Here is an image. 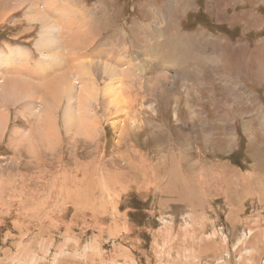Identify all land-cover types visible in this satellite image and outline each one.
<instances>
[{
  "label": "rangeland",
  "instance_id": "obj_1",
  "mask_svg": "<svg viewBox=\"0 0 264 264\" xmlns=\"http://www.w3.org/2000/svg\"><path fill=\"white\" fill-rule=\"evenodd\" d=\"M13 50L0 264H264V0H0Z\"/></svg>",
  "mask_w": 264,
  "mask_h": 264
},
{
  "label": "bare ground",
  "instance_id": "obj_2",
  "mask_svg": "<svg viewBox=\"0 0 264 264\" xmlns=\"http://www.w3.org/2000/svg\"><path fill=\"white\" fill-rule=\"evenodd\" d=\"M31 4V3H30ZM35 7V6H34ZM30 8L29 10H27V13H26V15H27V17L29 16L30 18H31V16H32V18L34 19V17H35V15L37 14L36 12L38 11V9H36V8ZM39 8V7H38ZM37 10V11H36ZM34 15V16H33ZM36 18H37V16H36ZM36 18H35V20H36ZM30 22V21H29ZM42 24H44V25H42V27H41V31H40V34H41V40H40V45H37V49L39 50V52L41 53V58H43V62H44V60H49V57L50 56H52L53 58H55L56 57V52H53V48H56V46H57V40L55 39V38H53L52 37V34H51V31H49V27H47V25H46V23H42ZM40 37V36H39ZM40 39V38H39ZM39 42V41H38ZM169 42V41H168ZM84 43V42H83ZM84 46V45H83ZM12 55H9V56H7L6 58H0V62L1 61H4V62H7V63H9V59H15V61H16V59L18 60L21 56L22 57H25V54L22 52V51H20V50H17V52L16 51H12ZM76 55V54H75ZM80 58V57H79ZM99 58V57H98ZM83 59V58H82ZM54 60V59H53ZM52 60V61H53ZM76 60V59H75ZM40 63V62H39ZM50 63V62H49ZM0 64H2V63H0ZM42 64V63H41ZM78 64H80V62L78 63ZM77 64V65H78ZM7 65V64H6ZM44 65V64H43ZM50 65V64H49ZM82 65V64H81ZM81 65H79V68L80 69H84V66H81ZM92 66V65H91ZM2 66H0V68H1ZM230 67V66H229ZM85 68H86V66H85ZM110 69V68H109ZM69 70V69H68ZM28 72V71H27ZM104 72V71H103ZM68 73H71V72H69L68 71ZM29 74H31V73H29ZM28 76V75H27ZM44 76V75H43ZM16 78V77H15ZM54 79V78H53ZM18 81V80H17ZM40 82V81H39ZM56 82V81H55ZM90 82V81H89ZM18 84V83H17ZM114 84V83H113ZM109 86H111V85H109ZM111 88H113V87H111ZM68 89V88H67ZM50 90V89H49ZM110 90V89H109ZM113 90V89H112ZM48 93V92H47ZM46 99V98H45ZM49 99V98H48ZM71 111V110H70ZM68 112H69V110H68ZM79 113V112H78ZM80 115V114H79ZM86 120V119H85ZM88 127H90V126H88ZM94 128V127H93ZM96 133V132H95ZM86 134V133H85ZM137 168V167H136ZM153 168V167H152ZM131 169V168H130ZM132 171V170H131ZM123 174V173H122ZM118 175H121V174H117L116 176H118ZM115 177V176H114ZM116 178V177H115ZM114 178V180H116ZM122 179V178H121ZM100 180V179H99ZM118 180H119V177H118ZM83 181V180H82ZM145 181V180H144ZM93 182H95V181H93ZM98 182H101V181H98ZM145 182H147V181H145ZM116 183V182H115ZM101 184V183H100ZM151 184V183H150ZM95 185H96V183H95ZM81 193V192H80ZM82 194V193H81ZM78 195H80L79 193H78ZM178 256V255H177Z\"/></svg>",
  "mask_w": 264,
  "mask_h": 264
},
{
  "label": "crops",
  "instance_id": "obj_3",
  "mask_svg": "<svg viewBox=\"0 0 264 264\" xmlns=\"http://www.w3.org/2000/svg\"><path fill=\"white\" fill-rule=\"evenodd\" d=\"M211 49H212V48H211ZM213 51H215V53H214V54H213V53H211V54H210V56H214V57H215V56H216V54H217L216 48H215ZM227 61H228V60H227Z\"/></svg>",
  "mask_w": 264,
  "mask_h": 264
}]
</instances>
